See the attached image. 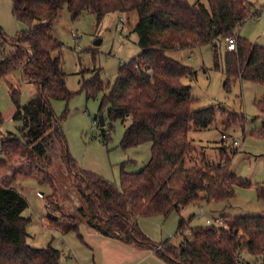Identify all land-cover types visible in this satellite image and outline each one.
<instances>
[{
    "label": "trees",
    "instance_id": "1",
    "mask_svg": "<svg viewBox=\"0 0 264 264\" xmlns=\"http://www.w3.org/2000/svg\"><path fill=\"white\" fill-rule=\"evenodd\" d=\"M11 5L13 18L28 29L13 39L6 38L0 29V80L19 73L22 82L34 86L35 95L22 107L20 89L11 87L8 93L18 134L9 133L0 141V171L10 174V178L3 175L7 182L0 184V264H62L59 250L27 245L30 220L23 213L28 205L11 187L19 175L16 170H29L27 176L50 189L44 196L46 206L61 212L51 174L53 159L46 155L48 139L60 144L65 173L79 197L80 207L71 216L60 213L54 221L53 215L47 214L62 234L78 233V226L85 223L103 238L154 251L166 264H249L243 254L256 262L264 259L262 216H223L222 229L214 225L189 228L193 217L187 221L181 218L176 230L177 236H182L178 245L170 241L156 245L138 227L142 218L165 219L189 207L225 204L234 196V187L252 188L249 181L231 172L236 153L229 157L220 152L216 167L186 166L193 156L190 134L208 130L218 109H193L198 99L183 81L196 80L197 71L166 53L209 46L213 70L227 77V91L230 81L264 86V47L237 35L246 21L259 15L254 6L246 0H208L207 7L200 0L191 5L186 0H12ZM64 8L72 21L79 20L83 13L93 16L97 28L110 14L128 16L134 12L138 17L133 32L140 53L120 65L113 84L104 83L99 70L91 71L89 78L79 73V93L88 100L102 95L94 120L106 113L109 124L119 121L124 126L120 148L126 151L150 145L149 162L140 172L126 173L125 164L121 165L120 188L74 163L62 136L61 121L51 110V102L69 103L74 97L66 89L63 44L50 34L54 19ZM229 38L236 39L234 52L227 51ZM256 106L260 109V102ZM236 125L244 130L232 114L222 124L223 128ZM104 127L99 126L101 138L107 140L112 127L108 131ZM252 135L262 137L264 133L260 130ZM255 193L256 199L264 201V184L257 185ZM185 231L190 232L191 241L184 238Z\"/></svg>",
    "mask_w": 264,
    "mask_h": 264
},
{
    "label": "rangeland",
    "instance_id": "2",
    "mask_svg": "<svg viewBox=\"0 0 264 264\" xmlns=\"http://www.w3.org/2000/svg\"><path fill=\"white\" fill-rule=\"evenodd\" d=\"M194 4L197 0H186ZM257 10L258 16L246 21L237 35L250 43L264 47V0H246ZM205 7L208 0H200ZM12 0H0V29L8 39L28 29L12 16ZM259 17V19H257ZM123 18L122 29H118L119 20ZM54 23L50 34L63 44L62 66L65 74L66 89L74 93L69 103L62 101L51 102V110L60 119V127L70 158L83 171L93 173L105 179L114 187L120 188V169L124 163V172L133 174L140 172L149 162L150 145L123 151L119 144L124 133V126L117 121L109 124L106 113L104 130L110 132L107 140L101 138L99 128L92 130L93 119L98 116V107L102 95L95 100H88L84 93H79V73L86 78L91 71L99 70L100 78L110 85L115 82L120 65L126 64L136 57L140 50L137 48V36L133 32L138 17L136 13L127 15L110 14L105 17L97 28L93 16L83 13L77 21L69 19L66 9H62ZM76 35L77 38H74ZM100 41L99 45H96ZM166 55L197 71V79L193 82L184 80V86L191 88V93L198 99L193 109H206L209 105L217 108V118L214 124L205 131L194 130L189 139L192 145V160L187 161V167L195 165L216 167L220 162V152L233 156L230 169L239 178L252 184V188L234 187V196L227 203L218 206L221 211H213L217 204L211 203L209 211L230 218L264 217V201L256 199L255 187L264 183V135L254 136L260 130L264 133V86L250 82L230 81L228 91L224 88L227 77L222 72L213 70L211 47L195 51L167 52ZM205 71V72H204ZM84 77V78H85ZM11 87L20 89V105L23 107L33 97L34 86L20 80V74L14 73L0 80V141L10 134H18V125L12 121L14 105L9 98ZM260 102V109L256 103ZM66 114V115H64ZM86 114V116L84 115ZM234 115L240 125L223 128L222 124L229 115ZM225 137L224 140L222 137ZM52 139V138H51ZM233 141L238 147L233 146ZM60 154V144L56 140L46 141V155L53 159V175L55 188L59 193L58 206L60 211L46 206L44 196L50 194V189L26 174L16 170V180L11 184L27 202L24 218L30 223L26 228L27 245L33 249L42 250L51 247L59 250L62 264H166L157 256L149 254L144 248L131 247L122 242L103 238L96 234L85 223L78 226V233L62 234L56 225L47 219V214L56 218L71 216L79 204V197L71 187V180L65 173ZM190 161V162H189ZM17 168L21 162L15 164ZM16 168V169H17ZM10 174L0 171V184L5 185L4 176ZM43 194V195H42ZM210 205V204H209ZM49 208V210H47ZM200 208L207 215L204 205ZM199 208L189 207L179 215L173 213L168 218L150 217L138 221L140 231L156 245L170 241L173 245L181 243L182 236H177V226L181 218L189 220L196 215ZM73 210L72 212H69ZM210 213V212H209ZM215 217L220 218L219 215ZM205 225L204 220L197 217L193 226ZM192 226V227H193ZM184 238L191 241L189 231ZM249 264H264V259L254 261L245 254L242 255ZM148 257V258H147ZM168 264V263H167Z\"/></svg>",
    "mask_w": 264,
    "mask_h": 264
},
{
    "label": "built area",
    "instance_id": "3",
    "mask_svg": "<svg viewBox=\"0 0 264 264\" xmlns=\"http://www.w3.org/2000/svg\"><path fill=\"white\" fill-rule=\"evenodd\" d=\"M263 6H264V1H263ZM119 24H122V22L124 21L122 18L119 20ZM118 24V28H120ZM74 38H77L76 35H73ZM236 39L235 38H229L226 40V46H227V51L228 52H234L236 50ZM145 70V69H144ZM147 73H150V70L147 69L146 70ZM86 116V114H84ZM92 130L95 131L96 128H99L98 126V120H94L92 122ZM224 140L226 139L224 136L222 137ZM233 146L234 147H238V143L236 141H233ZM3 156V151L0 150V158ZM1 180V179H0ZM199 220H204L205 221V225L206 226H212L214 225L217 229H222L224 227V224L222 222V220H216V219H211L208 216H206L203 212V210L201 208L198 209L196 215H195ZM157 250H160V248H158ZM242 255V254H241ZM240 255V256H241Z\"/></svg>",
    "mask_w": 264,
    "mask_h": 264
},
{
    "label": "crops",
    "instance_id": "4",
    "mask_svg": "<svg viewBox=\"0 0 264 264\" xmlns=\"http://www.w3.org/2000/svg\"><path fill=\"white\" fill-rule=\"evenodd\" d=\"M254 10V9H253ZM257 19H259V17H257ZM121 25L122 24H119V26H120V28H118V29H122V27H121ZM117 27H118V25H117ZM240 37V36H239ZM257 45H260V44H257ZM28 85H32V84H30V83H27ZM33 86V85H32ZM190 90H191V88H190ZM190 93H191V91H190ZM34 95H35V93H34ZM33 95V96H34ZM193 95V94H192ZM32 96V97H33ZM209 106H212V105H209ZM208 106V107H209ZM200 110V109H199ZM264 184V183H263ZM43 195V194H42ZM210 206H211V204L210 205H204V209H206V210H208L209 211V209H210ZM217 206V208H214V209H212L213 211H221L220 209L221 208H219L218 206H222V204H217L216 205ZM79 207H80V205L78 206H76L75 208H76V210H78L79 209ZM200 208L198 205L197 206H195V208ZM185 210V209H184ZM73 210H71V211H69V212H72ZM183 211V210H182ZM213 211H209L208 213H207V215L206 216H208L209 218H213V219H220L221 217H223L224 215H221V214H217V213H215V212H213ZM76 212V211H75ZM73 213H74V211H73ZM214 214H217V215H219L220 216V218H217V217H215V215ZM192 217H193V220H192V222L189 224V228H192V226H193V223L195 222V219H196V216L195 215H192ZM191 217V218H192ZM190 219V218H189ZM87 227V226H86ZM194 227V226H193ZM88 228V227H87ZM89 229V228H88ZM92 230V229H91ZM92 231H94V230H92ZM95 232V231H94ZM96 234H98L97 232H95ZM99 235V234H98ZM108 239V238H107ZM151 253L153 254L154 253V251H151ZM151 253L149 252V254L151 255ZM155 254H153V256H154ZM152 256V255H151ZM156 256V255H155ZM148 258V257H147Z\"/></svg>",
    "mask_w": 264,
    "mask_h": 264
},
{
    "label": "water",
    "instance_id": "5",
    "mask_svg": "<svg viewBox=\"0 0 264 264\" xmlns=\"http://www.w3.org/2000/svg\"><path fill=\"white\" fill-rule=\"evenodd\" d=\"M100 41L96 44V45H99ZM98 124L99 126L102 128L104 127V119H103V115L101 114L99 117H98ZM54 221H57L55 217L52 218Z\"/></svg>",
    "mask_w": 264,
    "mask_h": 264
}]
</instances>
